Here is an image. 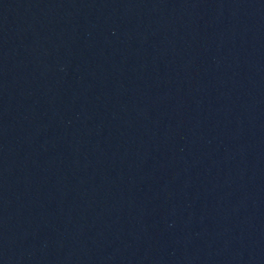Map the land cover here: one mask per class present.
<instances>
[{"label": "water", "instance_id": "water-1", "mask_svg": "<svg viewBox=\"0 0 264 264\" xmlns=\"http://www.w3.org/2000/svg\"><path fill=\"white\" fill-rule=\"evenodd\" d=\"M0 264H264V0H0Z\"/></svg>", "mask_w": 264, "mask_h": 264}]
</instances>
